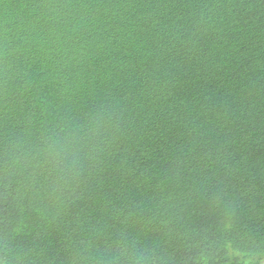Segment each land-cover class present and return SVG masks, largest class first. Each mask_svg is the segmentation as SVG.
Instances as JSON below:
<instances>
[{
    "label": "trees",
    "instance_id": "trees-1",
    "mask_svg": "<svg viewBox=\"0 0 264 264\" xmlns=\"http://www.w3.org/2000/svg\"><path fill=\"white\" fill-rule=\"evenodd\" d=\"M0 264H264V0H0Z\"/></svg>",
    "mask_w": 264,
    "mask_h": 264
}]
</instances>
